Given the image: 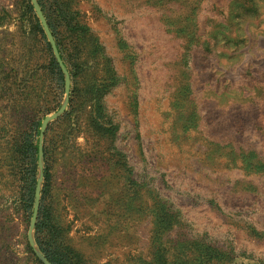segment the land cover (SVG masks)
Returning <instances> with one entry per match:
<instances>
[{
    "label": "rangeland",
    "instance_id": "rangeland-1",
    "mask_svg": "<svg viewBox=\"0 0 264 264\" xmlns=\"http://www.w3.org/2000/svg\"><path fill=\"white\" fill-rule=\"evenodd\" d=\"M55 1L0 0V264H264V0Z\"/></svg>",
    "mask_w": 264,
    "mask_h": 264
},
{
    "label": "trees",
    "instance_id": "trees-1",
    "mask_svg": "<svg viewBox=\"0 0 264 264\" xmlns=\"http://www.w3.org/2000/svg\"><path fill=\"white\" fill-rule=\"evenodd\" d=\"M40 0L41 4L43 5L44 9L48 12V20L51 24V27L53 30H56V26L58 21V16L55 15H50L49 11L57 9V3L55 0ZM57 20V21H56ZM56 21V23H55ZM54 65L56 63L54 62ZM58 68V67H57ZM63 77V76H61ZM63 80V78H62ZM38 135V130L33 126L32 129L24 134V140H23V146H24V152L29 158V169H30V187L27 191L29 194V204L32 205L34 201V192H35V186H36V169H37V158H38V145L35 144V138ZM42 250L48 257V259L53 263V264H76L72 262L71 260H68L65 258L58 250L52 248L51 246H41Z\"/></svg>",
    "mask_w": 264,
    "mask_h": 264
}]
</instances>
